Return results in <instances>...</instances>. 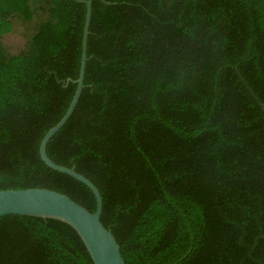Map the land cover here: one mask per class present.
<instances>
[{"label":"trees","instance_id":"trees-1","mask_svg":"<svg viewBox=\"0 0 264 264\" xmlns=\"http://www.w3.org/2000/svg\"><path fill=\"white\" fill-rule=\"evenodd\" d=\"M86 15L0 0V190L94 212L92 189L40 154L78 88ZM47 153L99 188L127 264H264V0H93L84 87ZM0 264L95 263L72 231L13 214Z\"/></svg>","mask_w":264,"mask_h":264},{"label":"water","instance_id":"water-1","mask_svg":"<svg viewBox=\"0 0 264 264\" xmlns=\"http://www.w3.org/2000/svg\"><path fill=\"white\" fill-rule=\"evenodd\" d=\"M78 1L87 4L81 71L77 80L78 88L66 114L42 139L40 154L48 166L75 177L92 189L97 199L96 211L89 210L64 193L35 187L0 190V217L13 214L27 215L60 225L72 231L82 241L95 264H127L115 235L102 222L103 197L99 188L75 169L54 162L47 153L48 142L71 117L84 87L93 0Z\"/></svg>","mask_w":264,"mask_h":264},{"label":"rangeland","instance_id":"rangeland-1","mask_svg":"<svg viewBox=\"0 0 264 264\" xmlns=\"http://www.w3.org/2000/svg\"><path fill=\"white\" fill-rule=\"evenodd\" d=\"M25 42L24 26L21 24H18L13 32L3 37L4 46L9 53H17L20 51L24 47Z\"/></svg>","mask_w":264,"mask_h":264}]
</instances>
